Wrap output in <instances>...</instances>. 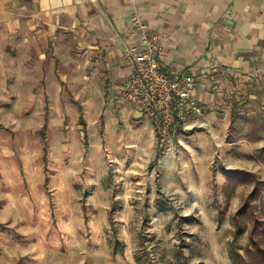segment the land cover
<instances>
[{"label": "rangeland", "instance_id": "rangeland-1", "mask_svg": "<svg viewBox=\"0 0 264 264\" xmlns=\"http://www.w3.org/2000/svg\"><path fill=\"white\" fill-rule=\"evenodd\" d=\"M236 94L233 112L242 123L228 142L239 143L216 144L209 178L191 177L197 188L181 176L177 183L166 177L164 188L155 161L130 169L129 150L116 137L103 146L98 109L86 126V110L74 105L45 109L42 96L35 109L24 98L13 108L16 98H0V264H233L234 218L251 202L239 220L245 251L263 204L250 198L255 184L234 190L223 171L264 180V81L241 84ZM189 131L188 121L178 126L172 153Z\"/></svg>", "mask_w": 264, "mask_h": 264}, {"label": "crops", "instance_id": "crops-1", "mask_svg": "<svg viewBox=\"0 0 264 264\" xmlns=\"http://www.w3.org/2000/svg\"><path fill=\"white\" fill-rule=\"evenodd\" d=\"M136 17L149 31L166 34L158 58L166 74L188 70L200 77V112L188 121L184 147L166 155L158 151L150 119L117 99L131 75L125 51L138 43ZM259 80L264 0H0V98H16L13 108L24 98L26 109H35L42 96L45 109L81 106L85 122L98 109L105 118L103 146L116 137L129 150L130 169L155 161L164 188L168 179L177 183L176 176L193 188L192 175L209 178L216 144L239 143L228 142L242 123L233 112L236 92Z\"/></svg>", "mask_w": 264, "mask_h": 264}, {"label": "built area", "instance_id": "built-area-1", "mask_svg": "<svg viewBox=\"0 0 264 264\" xmlns=\"http://www.w3.org/2000/svg\"><path fill=\"white\" fill-rule=\"evenodd\" d=\"M134 23L138 43L125 51L131 75L117 99L140 109L151 120L158 148L166 155L173 150L178 126L200 112L196 102L200 77L188 70L166 74L158 62L166 34L149 31L137 17ZM177 144L183 141L178 138Z\"/></svg>", "mask_w": 264, "mask_h": 264}, {"label": "trees", "instance_id": "trees-1", "mask_svg": "<svg viewBox=\"0 0 264 264\" xmlns=\"http://www.w3.org/2000/svg\"><path fill=\"white\" fill-rule=\"evenodd\" d=\"M79 109H82L81 106H79ZM81 111V110H80ZM81 125H86V122L83 118V114L81 111ZM236 117V116H235ZM234 117V118H235ZM47 128H44L42 131V136L44 137V142H47L46 137V131ZM258 127H256V123L253 122L251 133L258 132ZM103 136V131H102ZM260 138H256L258 140ZM223 173L226 175V178L230 185L233 186V189L235 190L236 187L245 185V184H255V188L253 190V194L251 195V200L254 202L255 200H260V202L263 204V209L260 213V215H255L257 217L254 218L253 221V229L250 233V246L247 250L244 251L243 247H241L237 240L246 233V227L245 225H240L239 223L241 218H246L247 211L250 209L251 202H247L245 206L242 208L241 211H239L236 214V217L234 218L235 226L237 227V233L235 234V238L232 241L231 244V250H230V258L233 264H264V197L260 198V186H264V180L257 179V177L253 173H246L242 171H227L224 170ZM254 214H256V211H253Z\"/></svg>", "mask_w": 264, "mask_h": 264}]
</instances>
